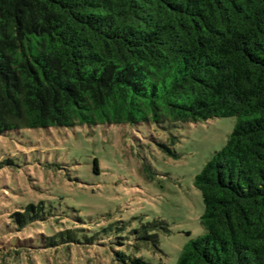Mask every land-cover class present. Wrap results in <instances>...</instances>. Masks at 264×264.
<instances>
[{"label": "trees", "instance_id": "16d2710c", "mask_svg": "<svg viewBox=\"0 0 264 264\" xmlns=\"http://www.w3.org/2000/svg\"><path fill=\"white\" fill-rule=\"evenodd\" d=\"M219 117L238 122L195 177L206 234L177 264H264V0H0V136ZM73 213L39 200L10 218L47 227L38 247L98 245L110 264H152L138 253L170 232Z\"/></svg>", "mask_w": 264, "mask_h": 264}, {"label": "rangeland", "instance_id": "374dc122", "mask_svg": "<svg viewBox=\"0 0 264 264\" xmlns=\"http://www.w3.org/2000/svg\"><path fill=\"white\" fill-rule=\"evenodd\" d=\"M237 122L219 117L178 127L86 124L1 135L0 264H110L114 254L104 257L98 245L73 246L69 255L36 246L47 227L22 230L10 217L39 200L74 209L86 226L104 215L128 229L165 220L170 232L160 233V250L151 247L138 255L152 264H177L186 244L206 234L195 177L223 149Z\"/></svg>", "mask_w": 264, "mask_h": 264}]
</instances>
